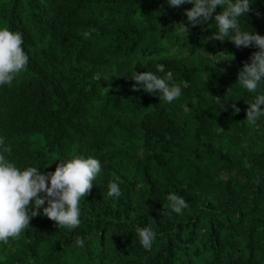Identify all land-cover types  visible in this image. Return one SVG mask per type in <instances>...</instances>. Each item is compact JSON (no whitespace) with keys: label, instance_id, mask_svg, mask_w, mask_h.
Segmentation results:
<instances>
[{"label":"trees","instance_id":"trees-1","mask_svg":"<svg viewBox=\"0 0 264 264\" xmlns=\"http://www.w3.org/2000/svg\"><path fill=\"white\" fill-rule=\"evenodd\" d=\"M191 7L0 0V29L21 33L29 58L0 85L7 158L41 173L75 157L101 163L79 226L33 217L19 238L0 242V264H264V116L255 126L245 119L264 80L253 93L236 83L257 49L211 40L215 21L188 24ZM239 26L264 35V0H252ZM143 71L170 74L181 96L167 103L134 91ZM112 182L119 197L108 195ZM170 193L187 202L180 214ZM137 227L156 233L150 250Z\"/></svg>","mask_w":264,"mask_h":264},{"label":"clouds","instance_id":"clouds-1","mask_svg":"<svg viewBox=\"0 0 264 264\" xmlns=\"http://www.w3.org/2000/svg\"><path fill=\"white\" fill-rule=\"evenodd\" d=\"M166 3L169 7L191 4L192 7L184 14L192 26L214 20L218 31L210 37L211 40L223 42L228 37L227 40L237 48L254 46L257 50L251 54L250 62L239 70L236 83L249 93L256 92L264 80V35L243 31L239 26V18L251 11L252 0H166ZM217 8L220 9L218 13ZM181 27L187 33V29L183 25ZM90 34L86 32L85 37ZM22 45L21 33L0 29V85L11 86L16 75L26 70L29 58ZM157 71L164 72V65H157ZM131 79L135 82L132 86L134 91L158 93L159 99L167 103L181 96L180 86L170 83V74L162 78L152 72H134ZM247 105L245 119L255 126L257 120L264 116V94L257 95L254 102ZM232 108L234 113L240 111L235 104ZM11 153V146L0 138V242L7 244L10 238H19L29 228L31 219L37 216L47 217L57 228L78 227L80 202L89 194L101 171L100 161L93 157H75L56 163L52 172L41 173L37 167H17L7 158ZM108 195H121L115 182L109 184ZM166 199L177 214L188 207L185 199L176 193L168 194ZM136 235L141 246L150 250L156 233L150 227H137ZM74 243L83 247L85 241L77 236Z\"/></svg>","mask_w":264,"mask_h":264},{"label":"bare ground","instance_id":"bare-ground-1","mask_svg":"<svg viewBox=\"0 0 264 264\" xmlns=\"http://www.w3.org/2000/svg\"><path fill=\"white\" fill-rule=\"evenodd\" d=\"M15 245V244H14Z\"/></svg>","mask_w":264,"mask_h":264}]
</instances>
